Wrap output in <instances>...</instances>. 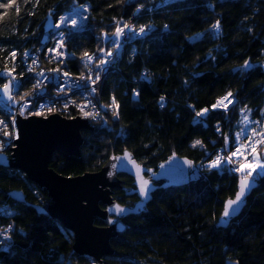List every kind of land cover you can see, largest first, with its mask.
<instances>
[{
	"label": "trees",
	"instance_id": "obj_1",
	"mask_svg": "<svg viewBox=\"0 0 264 264\" xmlns=\"http://www.w3.org/2000/svg\"><path fill=\"white\" fill-rule=\"evenodd\" d=\"M0 4L5 5L0 7V71L8 68L22 77L21 95L32 82L22 61L30 47L40 51L45 64L60 65L76 76L105 69L96 99L112 109L103 122L91 123L93 130H82L80 157L56 152L50 167L67 176L98 171L126 148L148 168L157 169L172 154L205 165L203 181L158 188L143 213L125 217L128 227L111 239L114 254L104 258L105 264H264V175L257 177L242 213L219 227L224 202L236 194L242 173L210 167L222 145L233 150L244 128L242 113L254 140L264 131V0ZM87 4L85 25L63 33L62 46L70 56L55 59L49 52L54 31L45 28L48 14L56 23L62 13ZM217 22L218 30L213 27ZM143 25L153 29L134 35L131 28ZM118 27L123 32L117 37ZM85 53L93 57L91 62ZM4 84L0 78V86ZM229 92L234 101L228 111L210 109ZM206 108L209 114L197 116ZM196 141L201 143L193 146ZM119 176L125 187L135 188L133 177ZM12 190L23 191L33 203L50 201L47 191L23 171L0 166V208L11 211L0 219L14 228L11 243L0 247V264L94 263L73 251L71 230L14 201ZM113 197L122 204L138 200L136 193L119 188ZM95 224L104 222L96 218Z\"/></svg>",
	"mask_w": 264,
	"mask_h": 264
},
{
	"label": "water",
	"instance_id": "obj_2",
	"mask_svg": "<svg viewBox=\"0 0 264 264\" xmlns=\"http://www.w3.org/2000/svg\"><path fill=\"white\" fill-rule=\"evenodd\" d=\"M48 17L46 30L55 25L50 13ZM12 97V85L7 80L0 86V100L7 103ZM17 128L19 137L16 144L10 155L0 153V166L23 171L28 179L47 191L50 201L44 204L30 202L21 190H12L9 196L16 202L32 207L39 215L60 221L73 233V251L80 256L91 257L93 264H105L104 258L114 254L111 239L125 232L128 227L123 219L143 213L155 190L187 186L205 177L188 157L172 154L154 169L140 164L127 148L109 158L98 171L63 175L49 166L53 154L61 152L80 157L84 142L82 130H93L91 123L80 116L65 117L58 113L47 116L18 115ZM125 153L130 155L131 160L125 158ZM131 161L140 166L139 175ZM119 174L133 177L135 188L129 190L125 187ZM249 179L252 183L242 202L229 209L228 217L223 215L227 202L235 199L238 191L234 197L226 199L217 226L227 227L242 213L247 198L258 184L256 179ZM141 180L147 181L145 195L140 193ZM116 188L128 194L136 193L138 200L133 204L120 203L113 197ZM117 206L124 211L117 212ZM96 218L103 220L104 225L95 224Z\"/></svg>",
	"mask_w": 264,
	"mask_h": 264
},
{
	"label": "built area",
	"instance_id": "obj_3",
	"mask_svg": "<svg viewBox=\"0 0 264 264\" xmlns=\"http://www.w3.org/2000/svg\"><path fill=\"white\" fill-rule=\"evenodd\" d=\"M142 27L145 32L153 29L152 25ZM140 28L132 27L131 30L134 35H141ZM22 61L32 80L28 93L21 95V76L8 68L0 71V78L4 79L5 83L10 80L13 96L7 103L0 100V153L10 155L16 144L19 137L18 115L47 116L58 113L65 117L80 116L92 123L103 122L108 109H112L111 106L104 107L96 99L97 85L105 69L97 74L91 69L88 74L76 76L60 65L45 64L40 51L34 47L24 51ZM219 152L220 157H224L222 147ZM10 213L9 208H0V216H8ZM13 229V224L1 222L0 219V247H7L11 243Z\"/></svg>",
	"mask_w": 264,
	"mask_h": 264
},
{
	"label": "snow or ice",
	"instance_id": "obj_4",
	"mask_svg": "<svg viewBox=\"0 0 264 264\" xmlns=\"http://www.w3.org/2000/svg\"><path fill=\"white\" fill-rule=\"evenodd\" d=\"M0 7H5V5L0 4ZM63 20H64V18H62V21ZM72 25L73 26L76 25V21L75 20H72ZM125 27H128V26L125 25ZM213 27L218 30L219 29V23L217 22V24L213 25ZM122 32H123V29L118 27L117 30H116L115 35L118 37V36H120L122 34ZM140 32L141 33L145 32V28L141 27L140 28ZM84 55L87 58V61L91 62L93 57L91 55H88L87 53H85ZM107 55L110 56L111 53H107ZM101 63H106V61H101ZM245 67L246 68L250 67V65L248 64L247 61H245ZM41 75H42V73H41ZM65 75H67V73H65ZM97 79H99V77H97ZM93 91H94V89H93ZM231 96H232L231 92L227 93V95H225L224 97L220 98L217 101V104L213 105V107H216V106L227 107V104L225 103V101H227L228 103H231V100L229 99ZM161 100H163V97L161 98ZM113 104H115V99H113ZM207 111H208V109H204L201 112H197V116L204 115ZM245 121L247 122V117H245ZM242 135H243V133H238L237 134V139H240ZM261 136H262V139L258 143H264V133H261ZM200 143H201L200 141H196L193 146L198 145ZM244 147H245L244 145H241V148H244ZM253 151H254V148H253ZM238 154H240V149H237L236 152H233L231 154V156H228V157H217L216 161H214L213 164L210 165V167L219 166L222 160H227L229 163H231L232 162V157H235ZM125 158L131 160V157H130V155L128 153H125ZM131 162L136 167L137 174L139 175V172L141 171L140 166L136 165L135 161H131ZM187 163L190 164L191 162H187ZM161 167H163V165H161ZM235 170L242 173L241 178H240V183H239V190H238V192H237V194L235 196V199H230L227 202L225 211L223 213L224 217H228L230 215L229 209H232L234 205H239L242 202V199L245 196L246 190L250 187V185L252 183L249 178L253 176V173H256L257 175H264V163H262L260 161L258 156H254L253 160L251 162H248L247 158L245 157V163H242ZM146 184H147V181L141 180V187H140L141 195H145L146 194V188H145ZM116 211L117 212H122V211H124V209H121V208H119V206H117Z\"/></svg>",
	"mask_w": 264,
	"mask_h": 264
},
{
	"label": "bare ground",
	"instance_id": "obj_5",
	"mask_svg": "<svg viewBox=\"0 0 264 264\" xmlns=\"http://www.w3.org/2000/svg\"><path fill=\"white\" fill-rule=\"evenodd\" d=\"M225 95H227V94H225ZM231 100H232L231 103H233L234 97ZM225 103L227 104V107L216 106L215 109H221L223 111H228L231 103H228L227 101H225ZM242 122L244 123V128L241 132V133H243V135L241 136L240 139L236 140V144H235L233 150H229L228 146L222 145L224 157L231 156V154L233 152H236L237 149H240V154H238L235 157H232L231 163H229L227 160H222L220 165L216 167L217 169L222 170V171L228 169L229 171H232L233 173H237V171L235 169H237L242 163H245V157L247 158L248 162H251L253 160L254 154L257 150H260L262 152L263 158H264V147L261 148V146H263L264 143H258L262 139L261 134H260V137H258V139L254 140L253 133L250 131L251 130L250 123H249L248 119H247V122L245 121V116L243 115V113H242ZM260 133H264V131H262ZM241 145H244L245 147L241 148ZM253 148H254V151H253ZM195 164L199 167L201 172L205 175V170H204L205 165L203 163H195ZM205 177H206V175H205ZM205 177H204V179H205ZM239 177H241V175ZM239 177H238V181H239ZM257 177H251V178L256 179L258 181ZM199 182H201V181H199ZM191 184H193V183H191ZM237 191H238V189H237ZM222 211H223V209H222Z\"/></svg>",
	"mask_w": 264,
	"mask_h": 264
},
{
	"label": "rangeland",
	"instance_id": "obj_6",
	"mask_svg": "<svg viewBox=\"0 0 264 264\" xmlns=\"http://www.w3.org/2000/svg\"><path fill=\"white\" fill-rule=\"evenodd\" d=\"M88 7H89L88 4L87 5H77L71 11H66V12L62 13L61 15H59L58 20L55 23L54 27L52 29H49V30L54 31V34L52 36V39H54V42H53L54 44L49 49V52L51 55H53V57L55 59H59V58L65 59L66 56H70V54L62 46V39L64 37L63 33L65 31V28H70V29L76 30V29H79L85 25V23L88 20ZM62 18H64L63 21H62ZM48 20H47V22H48ZM72 20L76 21L75 26L72 25ZM46 31H48V30H46ZM49 39H50V37H49ZM222 97H224V96H222ZM233 97L234 96L232 95L230 98L232 99ZM217 101L213 105L217 104ZM213 105L211 106L210 109L214 108ZM206 109H208V108H206ZM210 109H208L209 111H207L204 115L209 114ZM254 156H258L260 161L262 163H264L263 154L260 150H257L255 152ZM257 176L258 175L256 173H253L252 177H257Z\"/></svg>",
	"mask_w": 264,
	"mask_h": 264
}]
</instances>
